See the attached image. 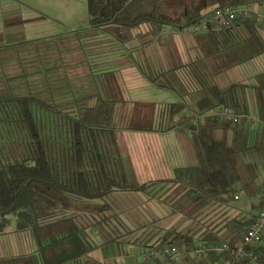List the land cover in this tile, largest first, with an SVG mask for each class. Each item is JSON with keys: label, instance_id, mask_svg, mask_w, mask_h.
<instances>
[{"label": "trees", "instance_id": "trees-1", "mask_svg": "<svg viewBox=\"0 0 264 264\" xmlns=\"http://www.w3.org/2000/svg\"><path fill=\"white\" fill-rule=\"evenodd\" d=\"M87 1L89 29L80 35H88L83 43L89 63L93 56L123 51L132 31L141 26L147 25L157 36L207 20L208 28L195 34L200 57L176 69L148 73L152 83L181 98L163 105L128 102L108 72L92 71L85 88L77 79L50 80L45 72L15 78L0 71V236L14 216L17 231L33 232L39 244L37 255L0 264H81L98 245L104 251L116 247L119 255L126 245H133L140 264H147L143 254L150 264L160 263L153 252L167 247L189 251L198 245L227 243L237 249L257 216L256 208L229 217L228 207L241 194H260L264 186V86L256 93L259 124L247 123L249 109L243 95L247 86H223L209 62L231 69L263 56L264 22L258 23L254 14L224 27L208 10L216 5L252 8L264 5V0ZM102 33L109 39L93 52L88 39ZM180 70H186L187 81L178 75ZM219 110H235L244 119L233 124L218 114L209 115ZM200 116L202 123L194 125ZM123 131L190 133L196 162L179 167L173 179L140 183L118 141ZM165 185L174 188L165 203L168 217H181L191 226H163L156 220L135 230L127 226L113 194L139 192L150 201L160 200L153 190ZM218 210L224 211L222 216L205 223L202 218ZM47 230L50 236L44 239ZM89 231L96 232V240ZM251 251L264 264V241ZM226 257L212 253L185 264H223Z\"/></svg>", "mask_w": 264, "mask_h": 264}, {"label": "crops", "instance_id": "crops-1", "mask_svg": "<svg viewBox=\"0 0 264 264\" xmlns=\"http://www.w3.org/2000/svg\"><path fill=\"white\" fill-rule=\"evenodd\" d=\"M214 8V7H213ZM211 8L208 11H212ZM263 5L254 6L252 10L257 15L264 18L261 14ZM212 19V18H210ZM48 17L45 16L37 8L30 7L27 4L19 3L17 0H0V64L1 72L4 75L20 78L24 73L34 74V72H45L50 80L58 77L62 81L65 79L76 80L79 86L88 88L87 76L91 72L105 73L108 72L110 77H114L117 87L121 89L123 98L130 103L134 102H149L152 99L145 100H130L127 97L129 92L139 90L142 86L146 89L151 86L158 87L147 78L148 73H162L176 67L188 65L200 57L198 51V43L195 39V34L186 33L184 31H174L167 29L161 34L153 35L150 27L141 26L140 28L132 31V40L128 43L124 50L117 55L105 54L101 56H93L92 61L89 63L84 55L85 38L88 35L77 34L75 37L76 46L71 50L66 47V36L55 37H41L38 33L42 25L47 22ZM264 22V20L262 21ZM261 35L264 38V29L261 30ZM93 52H99L101 42L109 39L107 34H100L98 36H90ZM68 41V40H67ZM19 45L18 48L9 49L6 45L9 43ZM20 43H23L20 45ZM63 43V44H62ZM210 67L215 70L216 79L223 86H229L233 83H241L247 88L243 95L245 102L249 109V115L258 119V105H257V89L264 86V55L260 58L247 62L245 65L233 66L231 69L225 67H218L220 64L216 61L209 62ZM178 75L183 81H187L188 74L186 70L178 71ZM21 82L17 81L15 84L18 86ZM162 90V89H161ZM164 91H167L163 89ZM138 97V96H136ZM153 102V101H151ZM158 105L169 104L153 102ZM219 111H214L209 115L219 114ZM206 118V117H205ZM176 132L170 131L164 134L156 132H141V131H123L119 133L118 137L125 136L126 140L131 142L132 147L130 151V161L136 180L140 183L147 181L151 172H154V167L146 164L142 159L141 148L136 144L137 138L145 135H154V138ZM187 133H181L183 136ZM222 133H218L217 137L221 138ZM230 140L231 137H228ZM121 145V141H120ZM195 147V145H194ZM151 159V158H150ZM149 159V160H150ZM177 169V168H176ZM259 186V183H258ZM260 194L248 197L252 199L253 207L262 206L264 186L260 187ZM134 195V194H133ZM244 194L240 195L239 200ZM113 197L117 200L119 205L124 207L122 212V219L126 225L132 230L137 229L139 226H144L152 220L159 223L163 222L168 216V213L163 214L162 205L157 200L146 201L141 206L146 207L150 217L144 220L139 214L132 212L128 208V203L133 196L127 192L114 193ZM238 209V208H236ZM257 209V208H256ZM257 210H255L256 212ZM241 212H244L241 210ZM247 213V212H246ZM240 214V212H238ZM171 218V217H170ZM177 221L172 219L167 223L173 225ZM91 238L96 240V232L89 231ZM49 231H45L43 238H49ZM136 248L133 245H126L122 254H118L116 247L111 250L104 251L99 245L96 249L90 252L85 261L98 262L102 264H140V259L137 258ZM39 253V244L35 235L31 231L18 232L17 229L7 232L5 235L0 236V262H12L17 258L33 256ZM173 264H184L182 258L177 259Z\"/></svg>", "mask_w": 264, "mask_h": 264}, {"label": "rangeland", "instance_id": "rangeland-1", "mask_svg": "<svg viewBox=\"0 0 264 264\" xmlns=\"http://www.w3.org/2000/svg\"><path fill=\"white\" fill-rule=\"evenodd\" d=\"M19 3L27 4L31 8H37L41 11L45 16L48 17L47 22H45L38 33V36L41 37H55V36H66L65 46L63 48H69L70 50L76 46L75 36L77 34L85 33L89 29V20L90 15H88V1L87 0H17ZM264 6V5H263ZM261 14H264V10L262 9ZM68 40V41H67ZM63 44V43H62ZM133 92H129L127 94V98L130 100H145L151 98L153 102L160 103H177L181 100L178 95H175L172 92L161 90L159 87L151 86L146 89L144 87H140L139 90L134 92L135 95H132ZM138 96V97H136ZM144 135L141 138H137L136 144L141 148L140 153H142L143 161L148 165L154 167V172H151V175L148 177L147 181L144 183H148L154 180H165V179H173L175 177V171L179 169V167H189L195 164V153H194V139L190 133L184 134L183 136L177 134L176 132H171L170 134L161 136L160 138H154V135ZM121 141V149L123 152L127 153L130 158V151L132 144L127 141L125 136L122 135L120 137ZM151 158V159H150ZM150 159V160H149ZM177 168V169H176ZM174 188H171L169 185L158 186L153 191H156L155 194L160 198L157 200L163 208V214L168 213V209L166 206V201H168L171 196L170 194ZM133 196L134 199L128 203V208L137 214H139L144 220L149 218V212L146 207L141 206L142 203L146 201H150L146 194L143 193H129ZM134 194V195H133ZM255 202L252 199L250 200L246 195H243L240 200L237 202H233L228 207L227 215L229 217H237L238 212H251L254 210L256 214H258L261 210V206L255 207L257 209L252 208V203ZM121 210L124 209L120 205ZM238 208V209H236ZM221 210V209H220ZM220 210L215 211L207 217H203L205 223H208L211 220H215L220 218L222 214ZM11 225L8 227L9 232L16 230V221L15 217L11 216ZM175 219L177 224L184 227H190L191 221L184 220L181 217L172 216L166 217L160 225L167 226L170 220ZM148 220V219H147ZM204 222V221H203ZM176 224V225H177ZM183 225V226H182ZM171 226V225H169ZM184 264L187 260L182 258ZM174 262V261H173Z\"/></svg>", "mask_w": 264, "mask_h": 264}, {"label": "built area", "instance_id": "built-area-1", "mask_svg": "<svg viewBox=\"0 0 264 264\" xmlns=\"http://www.w3.org/2000/svg\"><path fill=\"white\" fill-rule=\"evenodd\" d=\"M213 19L216 23L221 26L228 27L231 25V22L236 20L238 17H251L254 14L257 15L252 8L245 9H235L233 7H219L216 5L213 9ZM256 21L262 22L264 18L260 15H257ZM208 21H203L200 25H193L189 28L184 29L186 33L196 34L200 31L206 30L208 28ZM224 120H229L234 123H239L244 117L238 114L235 110L222 111L218 114ZM203 116L197 117L194 122V125L199 126L203 121ZM247 123H252L253 125L259 124L258 119H255L252 116L246 117ZM264 194V193H263ZM239 197L236 196V200ZM262 210L257 214L255 220L252 223V226L246 231L243 238V244L237 249H232L229 244L224 243L222 245L210 244V245H198L195 249L189 251H179L176 247H167L154 251L153 254L155 257L161 260L160 263L155 261L151 264H173V261L177 259L184 258L187 261L196 262V260L207 259L212 253L224 255L228 254V257L225 258L223 264H239L242 261H248V264H261L260 257L255 251H251L252 248L258 247L264 241V195L262 201ZM143 261L147 264L149 263V256L143 254Z\"/></svg>", "mask_w": 264, "mask_h": 264}]
</instances>
